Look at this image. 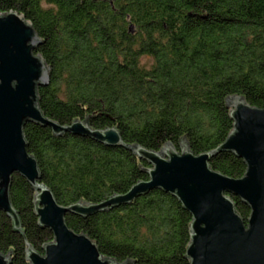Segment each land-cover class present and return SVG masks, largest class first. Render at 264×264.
Listing matches in <instances>:
<instances>
[{"label":"trees","instance_id":"trees-1","mask_svg":"<svg viewBox=\"0 0 264 264\" xmlns=\"http://www.w3.org/2000/svg\"><path fill=\"white\" fill-rule=\"evenodd\" d=\"M24 15L42 44L49 83L38 105L60 125L88 120L96 130L117 128L125 147H109L29 122L27 151L41 184L61 206L101 203L148 180V163L128 147L179 150L185 140L199 155L217 149L232 130L226 100L241 96L264 109V0H0V13ZM143 59L151 61L148 65ZM210 166L230 178L246 172L225 152ZM36 191L12 177L10 199L22 229L0 212V253L29 264L28 246L43 254L54 240L38 225ZM247 221L250 209L232 197ZM191 215L161 190L90 217L67 215L100 253L119 263L190 264Z\"/></svg>","mask_w":264,"mask_h":264},{"label":"water","instance_id":"water-1","mask_svg":"<svg viewBox=\"0 0 264 264\" xmlns=\"http://www.w3.org/2000/svg\"><path fill=\"white\" fill-rule=\"evenodd\" d=\"M41 44L24 15L0 13V212L16 231L22 229L10 199L12 177L17 174L36 191L38 225L54 237L43 246V254L31 246L26 248L29 264H133L103 256L92 239L68 226L66 216L87 218L130 205L155 190L175 197L191 215L186 250L190 264H264V109L252 107L241 96H230L226 104L233 127L217 149L195 155L185 140L179 150L170 143L158 152L130 146L132 153L148 163V180L101 203L61 206L52 191L40 183L38 161L27 151V123L49 127L57 137L69 134L109 147L125 145L117 128L96 130L87 119L60 125L46 117L38 105V87L49 83L48 66L36 54ZM225 152L244 161L242 178L233 179L211 168V160ZM232 197L250 209L246 223ZM11 263V253H0V264Z\"/></svg>","mask_w":264,"mask_h":264},{"label":"rangeland","instance_id":"rangeland-1","mask_svg":"<svg viewBox=\"0 0 264 264\" xmlns=\"http://www.w3.org/2000/svg\"><path fill=\"white\" fill-rule=\"evenodd\" d=\"M143 62L147 63L148 65L151 63V61H147L145 59H143Z\"/></svg>","mask_w":264,"mask_h":264}]
</instances>
